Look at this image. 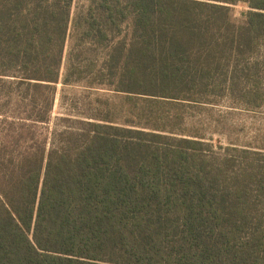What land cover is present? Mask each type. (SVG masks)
<instances>
[{
    "label": "trees",
    "instance_id": "1",
    "mask_svg": "<svg viewBox=\"0 0 264 264\" xmlns=\"http://www.w3.org/2000/svg\"><path fill=\"white\" fill-rule=\"evenodd\" d=\"M84 1L0 0V264H264V149L215 151L180 114L264 107V0ZM64 61L137 116L48 149Z\"/></svg>",
    "mask_w": 264,
    "mask_h": 264
},
{
    "label": "rangeland",
    "instance_id": "2",
    "mask_svg": "<svg viewBox=\"0 0 264 264\" xmlns=\"http://www.w3.org/2000/svg\"><path fill=\"white\" fill-rule=\"evenodd\" d=\"M84 4V0H75L73 11L76 12ZM245 10L246 6L243 4L232 8L233 20L236 23L242 22L241 14ZM65 75L66 61L60 70L58 83L47 91L50 101V111L46 114L47 122L37 126L38 133L42 134L41 138L47 140L48 149L60 144L58 133L68 135L83 128L79 121L95 122L94 118L103 117L120 125L124 124L126 119L137 116L136 110L130 116L132 104L125 95L118 96L86 78L65 82ZM139 104L137 103V107ZM29 114L31 112H18L17 115L12 109H8L4 115L26 117ZM180 114L184 116L183 129L190 133H199L204 142L211 144L215 151L228 144L252 150L264 149V107L245 110L224 98H218L214 104L181 107ZM229 154L236 155L232 152Z\"/></svg>",
    "mask_w": 264,
    "mask_h": 264
}]
</instances>
